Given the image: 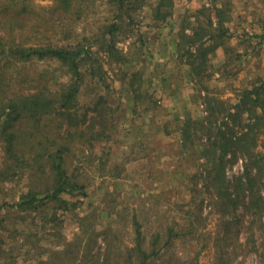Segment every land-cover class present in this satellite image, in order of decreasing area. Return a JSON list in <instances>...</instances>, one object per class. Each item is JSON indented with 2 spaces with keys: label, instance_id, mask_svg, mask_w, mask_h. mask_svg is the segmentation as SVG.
<instances>
[{
  "label": "rangeland",
  "instance_id": "obj_1",
  "mask_svg": "<svg viewBox=\"0 0 264 264\" xmlns=\"http://www.w3.org/2000/svg\"><path fill=\"white\" fill-rule=\"evenodd\" d=\"M158 1L146 0L131 23H122L116 37L122 64L100 50L101 29L116 20L107 0L90 3L81 21H67L75 39L92 38L83 43L92 46L93 57L107 72L105 84L85 79L80 102L94 106L104 96L100 109L112 116V138L74 146L68 168L87 186V195L63 196L75 204L69 211L49 203L41 211L21 212L12 206L28 191L31 179L21 173L10 176L11 181L1 177L7 160L0 136V264H123L134 253L137 224L150 248L159 232L171 226L187 232L192 223L191 233L176 239L161 261L222 264L224 227L208 205L210 194L200 180H193L200 173L201 147L185 148L180 128L188 117L205 116V88L237 103L242 91L264 78V0H180L165 21L154 17ZM36 3L53 5L51 0ZM218 9L226 12V35L209 55L202 78L192 71L187 51H197L190 39L198 24L210 18L219 29ZM36 29L46 38L54 36L39 23ZM242 173L243 160L226 169L230 181ZM201 213L202 221L197 217ZM235 230L245 245L250 237L245 225ZM254 236L248 249L235 250L231 264H264V233L255 231Z\"/></svg>",
  "mask_w": 264,
  "mask_h": 264
},
{
  "label": "trees",
  "instance_id": "obj_2",
  "mask_svg": "<svg viewBox=\"0 0 264 264\" xmlns=\"http://www.w3.org/2000/svg\"><path fill=\"white\" fill-rule=\"evenodd\" d=\"M51 1L50 7H41L36 0H0V136L7 160L5 175L1 177L11 181L14 178L10 176L20 173L30 176L28 191L12 206L21 212L41 211L49 203L69 211L75 204L63 196H86L87 186L68 168L74 146L81 143L90 147L96 141L110 140L114 129L110 112L100 109L104 96L94 106L81 105L80 91L85 79L90 77L105 84L107 72L101 61L93 57L92 46L83 43L92 38L84 36L82 42L76 35V40L67 22L74 17L83 18L94 0ZM107 1L116 20L101 29L96 39L101 41V51L122 64L125 57L117 47V33L125 19L132 22L133 14L146 6V0ZM179 2L159 0L153 8L155 19L165 21ZM216 15L219 29L210 18L198 24L190 39L191 47L197 51H187L192 71L202 78L209 55L222 46L226 35L225 10L218 9ZM38 23L50 28L54 36H43L36 29ZM65 26L69 30H64ZM46 64L58 68L40 66ZM205 91V116L186 118L180 137L185 148L201 147L200 173L193 180H200L210 194L208 205L219 216L225 231L219 240L221 262L226 264L229 260L227 264H231L235 250L248 249L255 243V231L264 233V153L260 150L264 149V78L242 91L237 103L210 95L208 88ZM240 160L243 173L230 181L226 169ZM195 189L197 184L192 191ZM197 217L203 220L202 213ZM241 225L250 234L245 245L239 243V231L235 230ZM140 226L137 224L134 253L123 264H171L161 259L176 239L191 233L194 223L188 227V234L173 226L159 232L150 248L145 246L146 237ZM231 245L233 249L229 250Z\"/></svg>",
  "mask_w": 264,
  "mask_h": 264
}]
</instances>
